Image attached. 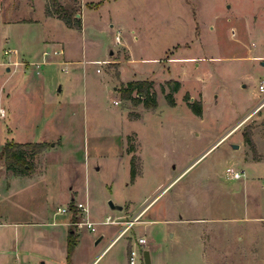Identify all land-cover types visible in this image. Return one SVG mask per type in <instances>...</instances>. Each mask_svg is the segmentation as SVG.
Here are the masks:
<instances>
[{
  "label": "rangeland",
  "instance_id": "1",
  "mask_svg": "<svg viewBox=\"0 0 264 264\" xmlns=\"http://www.w3.org/2000/svg\"><path fill=\"white\" fill-rule=\"evenodd\" d=\"M57 1L80 14L77 0ZM49 2L0 0V14L22 20L0 21V151L6 142H43L35 156L25 149L33 168L8 196L3 174H14L0 159L2 219L51 215L75 191L95 224L71 226L73 238L81 234L75 264H129L130 249L144 264L145 248L150 264H264V0H105L90 4L82 31L45 18ZM62 46L65 57L53 59L67 63L35 65L43 50ZM83 64V75L73 71ZM171 78L181 84L174 106L161 92ZM131 79L153 82L155 108L121 98ZM185 94L201 102V116ZM106 216L119 223H103ZM2 228L8 246L14 228ZM45 229L20 225L16 236L42 252Z\"/></svg>",
  "mask_w": 264,
  "mask_h": 264
},
{
  "label": "crops",
  "instance_id": "2",
  "mask_svg": "<svg viewBox=\"0 0 264 264\" xmlns=\"http://www.w3.org/2000/svg\"><path fill=\"white\" fill-rule=\"evenodd\" d=\"M77 1H78L77 6H78V8H80V14H75V15H77V17L80 18L81 26L78 29L77 28H74V29H77L78 31H82L83 30V15L85 13H87V10L94 8L90 4L91 3H97V2L99 4H103L105 0H96V1H94V0H77ZM4 12H5V9L0 14L1 15L0 16V21L2 23H7L8 24V23H11V22L22 21L21 19H16L15 21H12L11 19L4 17ZM45 18L56 19V20L61 21L60 19L55 18L53 16H47L46 15ZM113 26H114V23H111L110 27L112 28ZM66 27H68V26H66ZM68 28H73V27H68ZM114 34H119V31L116 30ZM120 41L121 40L119 38V42ZM114 42L115 43H119V42L115 41V36H114ZM54 49H61L62 50L61 55L65 57V51H64L65 48H64V46L58 47V48L54 47L51 50L50 49L43 50L41 52V54H40L41 60H42L44 51H49L50 53L46 56L47 58L45 57L46 60H45L44 63L41 62V61H36L37 64L35 63V65H40V64L43 65V64H47V63H53V62L60 65L61 62H57L56 60L53 59L54 55H52L51 52ZM13 50L15 51V53H17L16 49H13ZM66 57L68 59H76V60H78V58L70 57L69 55H67ZM83 58H86V57H83ZM104 58L105 57H103L102 59H104ZM186 58L190 59L191 56H188ZM86 60H88V59H86ZM89 60H91V59H89ZM92 60H94V59H92ZM81 67H79V68L77 67L73 71H75L76 73H78L80 71L81 74L83 75L85 73V71L87 70V67H85L84 64ZM60 69H61V66H60ZM67 70L69 71L68 68H67ZM36 74H39V72L37 71ZM101 80H103V83L105 82V79H103L102 77H101ZM131 80H135V79H131ZM72 88H70V86L67 85V90L69 92V95H71V93H73L75 91V90L72 91ZM61 91H62V87L58 86L56 89H54V90L52 89V91L50 90V93L52 95V94H54V92H61ZM247 114H249V113H247ZM52 140H53V143L51 144V147L55 144V139H52ZM61 142L58 143V144H61ZM58 144H56V146ZM52 148H54V147H52ZM37 162L43 164V163H45V160L44 159L42 161L37 160ZM37 168H38V166H37ZM3 176H4L5 180H6V184H5V187H4V191L5 192L12 186V184H16L17 181L21 182V179L24 177V176L10 175V176H8L9 179L7 180V174L4 173ZM20 182H19V185H20ZM1 195L2 194L0 193V196ZM8 195H9V193L7 191V196ZM65 200H66L65 203L64 204L61 203L59 206H57L56 210H54L51 213V215L48 214L46 212V210H45V212L43 213V216H41V217H37L36 216L34 219L27 220L25 222H23V221L20 222V221H15V220L14 221L3 220L2 219V215L0 214V259H1L0 260L1 263L0 264H33L34 259L38 260V264H75L73 256H74V252L76 250V247L78 246V244L80 242L81 234L79 233L80 231H77L78 235H77V239H76V244H75V246H74V248H73V250L71 252L69 261H67V258H66V255H67V252H66L67 234H68V232H72L73 233L74 229L71 227L72 225L76 226L75 223H74V218H76L77 215H76V209H75L74 205H75L76 202H83V201L78 199L77 193L75 191L71 192L70 196H68V198L65 199ZM85 200L88 201L89 197L86 196ZM83 203H85L88 206V209H89L88 203L87 202H83ZM71 205L73 207H71ZM58 207H67V208H69V211L64 212V213L59 212L58 211ZM146 207H147V205L144 208H142L141 210H139L138 212H136L135 214H137L139 216L145 210ZM89 213H90V211H89ZM57 216H60L59 220L56 219ZM89 219L91 220L90 214H89ZM187 220L191 221V222H187L188 224H192V223L196 222L194 219H187ZM142 221H143V223L147 222V220H142ZM34 224L46 225L48 227L50 226V229H45L44 230L45 233L42 236V239H44V243H46V246H47L46 250H44L42 252H40V250L37 251V250H34L32 248H29L28 245H26L23 242V239H21L19 234H17V236H16V231H17L16 227H18L20 225H22V226L23 225L32 226ZM5 225L6 226L8 225V226L14 228V235L15 236L8 243V246H4L3 245L5 243V241L2 240V235H1V233H4V230H3L2 227H4ZM118 231L115 234V236H114L112 241H114L123 232V230L119 231V233H118ZM101 236H100V238H101ZM48 246L51 248L50 250H49ZM54 248H57L56 249L58 251L57 255L54 254V252H53ZM8 257H11V258L7 259Z\"/></svg>",
  "mask_w": 264,
  "mask_h": 264
},
{
  "label": "trees",
  "instance_id": "3",
  "mask_svg": "<svg viewBox=\"0 0 264 264\" xmlns=\"http://www.w3.org/2000/svg\"><path fill=\"white\" fill-rule=\"evenodd\" d=\"M45 15L55 16L60 19L66 26L73 28H80L81 21L79 17H76V11L73 7H67L59 3L57 0H50L45 5ZM153 82L151 80H129L123 84L120 88V96L122 99H127L133 104L142 103L145 108H155L157 105L156 92L152 87ZM180 81L176 79H168L161 84V92L164 94V98L168 105L174 106L175 99L174 93L180 88ZM165 87L168 90H165ZM184 99L187 100L188 106L191 111L197 115H202V104L199 100L189 101L190 97L188 94L184 95ZM245 142L254 150V143L249 133L244 134ZM43 148V142H6L0 151V159H4L6 168L11 170L14 175H25L30 172L33 168V161L27 160L26 150L30 151L31 156H35ZM134 147H129L130 151H133ZM135 156L132 155L130 173L133 179L135 175ZM71 207H73L71 205ZM76 218H74V221ZM76 244V239L72 237V232L67 234V245H66V258L69 261L71 252Z\"/></svg>",
  "mask_w": 264,
  "mask_h": 264
},
{
  "label": "built area",
  "instance_id": "4",
  "mask_svg": "<svg viewBox=\"0 0 264 264\" xmlns=\"http://www.w3.org/2000/svg\"><path fill=\"white\" fill-rule=\"evenodd\" d=\"M115 41L119 42V34H117L115 36ZM50 52L49 51H44L43 52V56L46 57ZM52 55H58L62 53L61 49H54L52 50ZM45 62V60H43ZM62 64H65L67 62H64L63 60L61 61ZM61 70L64 72H67V68L66 67H61ZM258 90L261 93H264V80H260L258 82ZM264 105V98L261 100L260 106ZM5 109L3 107H0V118L3 117L5 115ZM226 172L228 173V177L231 179H238L241 177V173H239L236 170H232L230 168L226 169ZM263 188H264V184H263ZM75 209H76V220L74 221L75 225L78 227H85L87 229L93 230V226L95 225L93 221H91L89 219V209L88 206L83 203V202H76L74 205ZM58 211L59 212H67L69 211V208L67 207H58ZM105 224H112V223H118V221L111 219L110 216H106L105 220L102 221ZM133 222L132 221H128L127 222V226L126 228L123 229V231H125ZM138 244L140 245H144L146 243V239L145 237H139L137 239ZM135 251L130 249L129 250V254H128V262L129 264H135Z\"/></svg>",
  "mask_w": 264,
  "mask_h": 264
},
{
  "label": "water",
  "instance_id": "5",
  "mask_svg": "<svg viewBox=\"0 0 264 264\" xmlns=\"http://www.w3.org/2000/svg\"><path fill=\"white\" fill-rule=\"evenodd\" d=\"M264 64V62H262ZM234 147H237V145H233ZM108 205L111 209H121L122 206L119 204H114L111 200L108 201ZM142 258L144 264H150V257H149V251L147 249L143 250L142 252Z\"/></svg>",
  "mask_w": 264,
  "mask_h": 264
}]
</instances>
